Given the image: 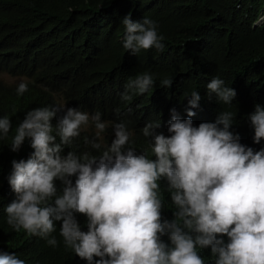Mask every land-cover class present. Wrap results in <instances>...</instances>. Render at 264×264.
<instances>
[{
	"label": "clouds",
	"instance_id": "9594fccd",
	"mask_svg": "<svg viewBox=\"0 0 264 264\" xmlns=\"http://www.w3.org/2000/svg\"><path fill=\"white\" fill-rule=\"evenodd\" d=\"M120 19L128 55L164 50L149 15L127 12ZM17 83L22 96L28 85ZM172 83L165 76L159 86ZM155 84L150 72L135 75L124 82L121 99L129 102ZM202 95L220 105L212 117L199 116L201 96L194 90L186 106L146 122L140 140L125 122L66 103L36 105L20 123L0 117L6 150L0 264H26L7 249L18 238L50 248L60 242L78 264H264V103L241 112L253 128L247 147L228 111L237 88L211 75ZM109 127L114 138L105 144ZM88 129L94 134L83 143L98 154L70 148Z\"/></svg>",
	"mask_w": 264,
	"mask_h": 264
},
{
	"label": "trees",
	"instance_id": "16d2710c",
	"mask_svg": "<svg viewBox=\"0 0 264 264\" xmlns=\"http://www.w3.org/2000/svg\"><path fill=\"white\" fill-rule=\"evenodd\" d=\"M127 12L149 15L157 23L162 52L130 56L124 51L120 18ZM0 71L23 76L28 85L18 96L19 83L0 79V117L20 123L36 105L66 103L99 111L104 121L125 122L135 140L144 139L140 130L146 122L161 120L160 112L165 116L186 106L194 90L201 96L199 116L212 117L220 105L202 95V84L219 75L238 90L228 111L235 114L232 128L239 142L249 147L253 128L241 121V112L264 103V0H0ZM145 71L154 76L153 89L123 101L124 82ZM165 76L173 78L170 88L159 86ZM89 130L73 141V151L98 154L83 143L94 134ZM113 138L109 127L104 143ZM5 153L0 147V173ZM170 217L166 209L164 219ZM7 249L26 264H78L60 242L50 248L18 238Z\"/></svg>",
	"mask_w": 264,
	"mask_h": 264
},
{
	"label": "rangeland",
	"instance_id": "374dc122",
	"mask_svg": "<svg viewBox=\"0 0 264 264\" xmlns=\"http://www.w3.org/2000/svg\"><path fill=\"white\" fill-rule=\"evenodd\" d=\"M0 79L7 83L15 84L17 82H22L25 78L23 76H10L5 72L0 71Z\"/></svg>",
	"mask_w": 264,
	"mask_h": 264
}]
</instances>
